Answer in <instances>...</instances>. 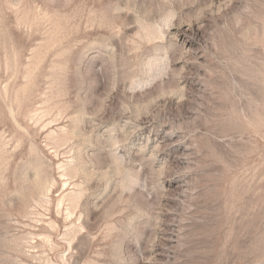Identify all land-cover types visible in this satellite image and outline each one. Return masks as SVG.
I'll list each match as a JSON object with an SVG mask.
<instances>
[{"label": "rangeland", "instance_id": "rangeland-1", "mask_svg": "<svg viewBox=\"0 0 264 264\" xmlns=\"http://www.w3.org/2000/svg\"><path fill=\"white\" fill-rule=\"evenodd\" d=\"M0 264H264V0H0Z\"/></svg>", "mask_w": 264, "mask_h": 264}]
</instances>
